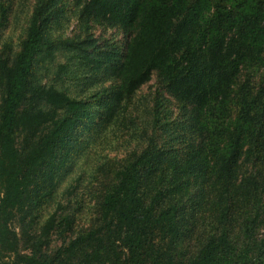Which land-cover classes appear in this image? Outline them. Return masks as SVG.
Returning a JSON list of instances; mask_svg holds the SVG:
<instances>
[{
    "label": "trees",
    "instance_id": "obj_1",
    "mask_svg": "<svg viewBox=\"0 0 264 264\" xmlns=\"http://www.w3.org/2000/svg\"><path fill=\"white\" fill-rule=\"evenodd\" d=\"M59 1L38 0L19 50H0V264H264V0H79L87 19L134 29L117 102L157 73L195 135L181 156L149 142L106 159L84 228L68 204L38 220L93 115L32 80ZM84 44L96 69L116 62Z\"/></svg>",
    "mask_w": 264,
    "mask_h": 264
},
{
    "label": "rangeland",
    "instance_id": "obj_2",
    "mask_svg": "<svg viewBox=\"0 0 264 264\" xmlns=\"http://www.w3.org/2000/svg\"><path fill=\"white\" fill-rule=\"evenodd\" d=\"M0 3L6 5L0 50L5 47L14 55L26 35L38 0H0ZM80 8L79 0L59 1L47 41L34 62V82L53 84L71 96L85 99L93 114L78 128V142L58 174L55 190L39 207L41 225L60 204H68L75 213V228L91 224L99 192L98 168L106 159H122L130 152H140L149 142L181 156L195 137L194 111L168 92L157 73L135 93L117 102L120 80L116 71L125 60L134 29L87 19L80 14ZM81 41L89 54L100 58L110 55L117 63L96 69L83 58L85 51L77 46ZM263 69L256 65L248 68L241 80L249 73L257 81ZM52 241L56 247L61 243L57 236Z\"/></svg>",
    "mask_w": 264,
    "mask_h": 264
}]
</instances>
